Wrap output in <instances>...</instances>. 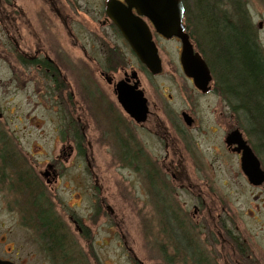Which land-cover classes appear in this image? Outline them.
Wrapping results in <instances>:
<instances>
[{"label":"flooded vegetation","instance_id":"obj_1","mask_svg":"<svg viewBox=\"0 0 264 264\" xmlns=\"http://www.w3.org/2000/svg\"><path fill=\"white\" fill-rule=\"evenodd\" d=\"M108 1H106L103 20L100 23L103 27L114 29L120 37H113L115 40L90 39L87 48L73 33L74 28L70 26L67 28L73 44L81 45L86 63H78L76 59L66 58L67 54L61 45L56 49L54 57H50L42 47L29 50L17 42L11 51L12 62L18 61L22 65H28L30 70L27 69V71L43 73L46 78H49L47 83L51 86L49 95L51 100L48 101L54 104L57 126L54 128L56 136L53 138L52 151L46 153V149L36 147L35 150L38 151L36 156L45 157L43 161L36 162L33 160L36 156L34 157L31 153L34 146L30 148L29 145L28 128L23 127L18 131L10 130L11 119L8 120L3 113H0V195L6 203V210L12 212L23 228L28 230L27 225L21 222L18 203L24 199L22 185L32 184L40 193L42 203L48 205L46 210L50 211L56 222L63 223L55 210L56 206L61 204L58 193L62 187L61 182L68 179L69 171L71 173L83 166L92 178L96 177L95 180L98 182L93 147L99 141L103 147L109 146L113 150L117 164L133 169L140 187L143 184L145 188L146 183L150 181L151 185L147 191L153 199L154 210H159L160 215L162 217L165 215L166 218V227L163 228L161 225L156 228L168 229L166 233L169 241L176 236L174 229H184L188 239L197 246L200 264H218L219 260H226L228 255L229 261H223L224 264H250L240 261L238 257L244 255L242 252L245 247L239 240L242 236L238 232L240 227L236 225L238 216L232 207L233 200H229L231 196L224 197L208 186L209 183L213 184L218 180V175L229 176L223 172L233 170L234 166L241 169L246 181L250 184L242 170L243 149L238 143L232 145L227 143V137L232 132H239L246 146L250 147L262 162L259 151L250 137L246 115L235 101H231L229 104L230 125L224 132L223 147L213 151L210 161H202V156L197 152L200 139L196 140V137L191 135V131L201 130L200 113L192 106L174 113L171 107L174 102L173 96L166 87L161 88L157 85L153 88L149 85L157 95L156 99L152 98L147 86L141 80L142 73L136 71V67L130 64L129 58L131 56L137 62L138 68L146 72L144 74L151 83L162 73L152 74L133 52L129 43L107 15ZM117 1L127 6L126 0ZM3 2L7 3L9 0H0V20H2L0 22L1 25L6 23L5 27L10 28L8 23H15V20L11 16L7 19L2 17ZM133 14H136L135 9ZM64 18L69 19V15ZM144 21L151 31L152 41L158 50L163 71L161 50L155 36L162 39L164 37L156 33L148 20L144 19ZM169 41L181 43L177 38ZM127 49L129 55L124 53ZM94 52L100 59L94 55ZM261 54L264 57V52ZM201 55L206 60L204 54L201 53ZM207 64L211 74L208 92L198 90L190 78L187 77V80L203 96L220 95L221 87L216 83L209 63ZM90 65L95 67V70ZM68 75L72 77L71 81ZM135 82H139L136 91H142L146 99L145 110L142 112L141 107L138 106L137 112H134L137 119L124 110L117 92L118 85L121 83L133 86ZM35 93L33 92L32 95L34 96ZM225 101L229 103L228 100ZM161 102L166 103L159 104ZM87 117L94 125L100 127V130L96 132L95 141H93L94 138L88 141V126L84 124ZM41 151L42 153H39ZM14 168L15 171H13ZM165 174L169 176L171 184L178 187L177 192L163 193L167 190L164 182L158 178ZM30 180L33 183H29ZM250 185L261 192L258 196L264 197V184L258 187ZM179 192H183V199ZM26 205L25 200L24 207ZM27 214L29 209L26 207L23 216L27 218ZM261 216L264 220V212ZM68 218L79 235L88 236L79 217L73 214ZM233 223L236 226H233ZM258 228L264 229L262 226ZM217 247L222 248L219 253L215 252L212 255L211 250ZM9 248L11 252L13 248ZM206 248L209 253L206 252ZM0 258L15 264H23L17 255L14 258L3 256ZM168 261L173 263L172 259Z\"/></svg>","mask_w":264,"mask_h":264},{"label":"rangeland","instance_id":"obj_2","mask_svg":"<svg viewBox=\"0 0 264 264\" xmlns=\"http://www.w3.org/2000/svg\"><path fill=\"white\" fill-rule=\"evenodd\" d=\"M106 1L9 0L1 6L2 17L7 19L11 16L15 23H11L13 26L8 23L10 28H7L6 23L1 25L0 22V113L8 120L11 119L10 130L28 128L29 145L30 148L34 146L31 150L34 157L38 154L36 147L44 148L46 153H50L54 146V128L57 123L54 104L48 101L51 100V86L47 83L49 78L43 73L27 71L28 65H22L18 61L12 62L11 51L17 42L29 50L42 47L50 57H54L56 49L61 45L68 55L65 54L66 58L86 63L81 45L73 44L67 28L73 27V33L87 48L90 39L115 40L114 38L120 37L114 29L103 27L100 23L103 20ZM243 1L255 28V41L264 52V0ZM66 15H69L67 20L63 19ZM185 25L186 29L190 28L188 32L191 34L192 27L187 24L186 17ZM196 36L199 37L198 34ZM155 40L163 60L161 76L155 77L151 83L144 74L146 72L138 68L137 62L131 56L130 64L136 67L138 73H142L141 80L153 99H156L157 95L151 87H166L173 96L171 109L174 113L191 106L200 113L202 132L194 130L191 135L196 137V140L200 139L197 152L202 156V161L208 162L213 151L223 147L224 132L230 125L229 103L221 94L203 96L195 90L194 85L187 80L180 63L181 43L158 36H155ZM96 53L98 54L97 51ZM124 53L128 54V49ZM91 68L95 70V67ZM84 124L88 126V141H91V138L95 141L96 132L100 127L94 125L89 117L84 120ZM57 146L56 144V148ZM93 150L98 182L96 177L90 176L84 166L71 173L69 171L68 179L61 182L62 187L58 192L61 204L55 209L69 236L77 241L81 253L85 255L86 264H163L162 251L166 249L170 255L173 253L167 245L168 229L156 228L161 225L166 227V218L160 215L159 210H154L153 199L147 191L151 185L150 181L148 180L145 188L143 184L140 187L133 169L117 164L109 146L105 148L98 141ZM43 159L45 157L36 156L33 160L41 162ZM223 173L229 176L218 175V180L208 186L224 197L231 196L229 200H233L232 207L238 216L236 225L240 227L238 232L242 236L239 240L245 247L242 252L244 255L238 256L239 260L250 264H264V229L258 228L264 227L261 216L264 212V197L258 196L261 192L248 184L238 166ZM229 178L231 179L225 181ZM158 179L164 182L167 190L163 191L164 194L178 191V187L171 184L166 174ZM160 185L162 188V184ZM179 193L180 196L183 194ZM181 198L183 199L184 195ZM5 204L3 196L0 195V256L14 258L17 255L23 264H52L43 251V239L36 237L33 231L23 228L18 218L6 210ZM73 214L83 222L88 232L87 237L75 231L68 218ZM232 225L236 226L235 223ZM9 247L13 248L11 252ZM220 248L222 247L212 249V255L219 253ZM206 252L209 253L207 248ZM228 259L229 255L226 260H219L218 264H224L223 261H229ZM77 263L79 264V261ZM192 263L191 261L186 264ZM196 263H199V258Z\"/></svg>","mask_w":264,"mask_h":264},{"label":"trees","instance_id":"obj_3","mask_svg":"<svg viewBox=\"0 0 264 264\" xmlns=\"http://www.w3.org/2000/svg\"><path fill=\"white\" fill-rule=\"evenodd\" d=\"M183 2L186 22L192 27L191 34L189 32L191 39L206 57L216 83L221 87V94L229 104L235 101L246 115L250 137L264 162V57L255 41V28L245 2L243 0H183ZM189 30L190 28L187 31ZM194 33L199 37L196 34L194 36ZM18 176L21 178L20 174ZM29 183L33 182L30 180ZM22 193L24 199L18 203L21 222L27 225L36 237L43 239L45 243L43 251L50 262L78 264L79 261V264H86V257L81 253L77 241L69 236L64 223L56 222L50 211L46 210L48 205L42 203L40 193L32 184L22 185ZM25 200L29 209L27 218L23 216L26 209ZM182 230L174 229L176 236H173L172 241H167L173 255H169L164 249L161 257L163 264H178L175 261H182V264L191 261L192 264H200L196 263V259L199 258L196 244L194 245L188 239L186 231ZM171 259L173 263L168 261Z\"/></svg>","mask_w":264,"mask_h":264},{"label":"water","instance_id":"obj_4","mask_svg":"<svg viewBox=\"0 0 264 264\" xmlns=\"http://www.w3.org/2000/svg\"><path fill=\"white\" fill-rule=\"evenodd\" d=\"M124 6L116 0L107 4V14L129 43L133 52L140 61L157 75L162 72V62L158 50L152 41V34L144 18L154 26L156 32L166 39L177 38L181 42V66L185 75L192 78L195 87L202 92L209 90L211 82L210 69L199 52H196L185 32L183 24L185 8L181 0H126ZM136 10V15L133 14ZM139 82L133 86L125 83L118 85L117 92L119 102L124 110L131 116H135L137 107L145 110L146 99L142 91H136ZM187 117V116H186ZM227 143H238L243 149L242 169L248 180L254 186L264 183V170L252 150L246 146L239 132L231 133ZM0 264H11L0 260Z\"/></svg>","mask_w":264,"mask_h":264}]
</instances>
